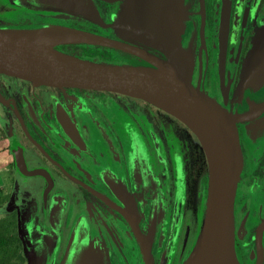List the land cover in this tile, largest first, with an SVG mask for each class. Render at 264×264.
Here are the masks:
<instances>
[{
  "label": "flooded vegetation",
  "instance_id": "af4514ba",
  "mask_svg": "<svg viewBox=\"0 0 264 264\" xmlns=\"http://www.w3.org/2000/svg\"><path fill=\"white\" fill-rule=\"evenodd\" d=\"M95 1L106 23L124 3ZM187 14L194 33L191 84L234 118L241 147L235 255L240 264H264V110L257 112L264 88L240 93L244 65L264 25V0H188ZM71 20L0 0V27H74ZM95 31L121 40L112 28ZM118 51L120 64L141 62ZM0 92L8 101L2 103V127L13 176L8 217L16 224L24 264L30 248L22 233L29 231L51 239L52 264L62 263L78 232L105 264L187 261L202 229L209 167L185 123L117 92L36 85L6 75Z\"/></svg>",
  "mask_w": 264,
  "mask_h": 264
},
{
  "label": "water",
  "instance_id": "95a60500",
  "mask_svg": "<svg viewBox=\"0 0 264 264\" xmlns=\"http://www.w3.org/2000/svg\"><path fill=\"white\" fill-rule=\"evenodd\" d=\"M112 3L117 0H104ZM111 23L95 0H14L20 6L53 11L112 28L119 39L87 30L47 25L0 28V74L51 87L111 91L137 97L174 115L199 138L209 167L202 229L184 264H240L234 250L233 203L242 169L234 118L191 84L193 25L188 0H123ZM87 44L120 50L141 59L102 64L62 52L60 45ZM264 88V25L244 65L240 93ZM0 102L8 101L0 92ZM264 110V104L257 112ZM28 264H52L49 237L27 232ZM61 264H105L76 233Z\"/></svg>",
  "mask_w": 264,
  "mask_h": 264
},
{
  "label": "trees",
  "instance_id": "16d2710c",
  "mask_svg": "<svg viewBox=\"0 0 264 264\" xmlns=\"http://www.w3.org/2000/svg\"><path fill=\"white\" fill-rule=\"evenodd\" d=\"M77 22L75 28H81L96 33L95 30H103L102 27L89 23L83 19L72 17ZM58 50L77 56L79 58L95 61L102 64H120L117 61L118 50L87 44L60 45ZM7 217L0 220V264H24L26 258L22 250V242L19 237L16 224Z\"/></svg>",
  "mask_w": 264,
  "mask_h": 264
},
{
  "label": "rangeland",
  "instance_id": "374dc122",
  "mask_svg": "<svg viewBox=\"0 0 264 264\" xmlns=\"http://www.w3.org/2000/svg\"><path fill=\"white\" fill-rule=\"evenodd\" d=\"M57 13H60V12H57ZM69 22L70 23L66 21L68 25H71V26L75 25L74 21L71 20ZM0 28H10V27H0ZM38 28H41V27H38ZM12 29H37V28H12ZM193 38H194V33H193ZM193 38H192V44H193ZM192 64H193V58L191 56V66ZM2 75H0V79ZM4 107H5L4 104L0 102V138L4 136L3 131L6 132L5 128L2 127L3 123L7 121L6 120L7 114L5 111L6 109ZM3 160L4 158L0 156V220L7 218L8 213L11 211L9 206H11L10 198L12 194V181H13L12 173L5 167V165L3 164L4 163ZM23 236L26 237V242H28L27 234L25 236V233H22V237Z\"/></svg>",
  "mask_w": 264,
  "mask_h": 264
},
{
  "label": "crops",
  "instance_id": "0c3cea01",
  "mask_svg": "<svg viewBox=\"0 0 264 264\" xmlns=\"http://www.w3.org/2000/svg\"><path fill=\"white\" fill-rule=\"evenodd\" d=\"M0 156L4 158L3 164L8 169V164L11 161V154L8 149V137L6 136L0 138Z\"/></svg>",
  "mask_w": 264,
  "mask_h": 264
}]
</instances>
